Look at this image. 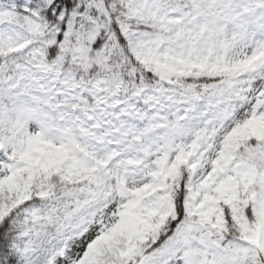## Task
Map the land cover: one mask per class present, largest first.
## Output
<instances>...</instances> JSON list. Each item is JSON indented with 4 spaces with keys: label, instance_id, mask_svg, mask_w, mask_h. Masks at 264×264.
I'll return each instance as SVG.
<instances>
[{
    "label": "snow or ice",
    "instance_id": "obj_1",
    "mask_svg": "<svg viewBox=\"0 0 264 264\" xmlns=\"http://www.w3.org/2000/svg\"><path fill=\"white\" fill-rule=\"evenodd\" d=\"M0 264H264V0H0Z\"/></svg>",
    "mask_w": 264,
    "mask_h": 264
}]
</instances>
